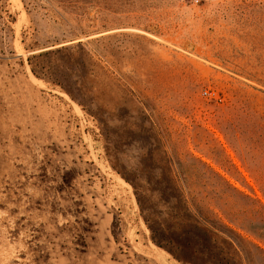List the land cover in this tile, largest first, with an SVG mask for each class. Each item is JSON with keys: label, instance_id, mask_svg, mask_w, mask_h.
Listing matches in <instances>:
<instances>
[{"label": "rangeland", "instance_id": "rangeland-1", "mask_svg": "<svg viewBox=\"0 0 264 264\" xmlns=\"http://www.w3.org/2000/svg\"><path fill=\"white\" fill-rule=\"evenodd\" d=\"M0 264H264V0H0Z\"/></svg>", "mask_w": 264, "mask_h": 264}, {"label": "built area", "instance_id": "built-area-1", "mask_svg": "<svg viewBox=\"0 0 264 264\" xmlns=\"http://www.w3.org/2000/svg\"><path fill=\"white\" fill-rule=\"evenodd\" d=\"M203 95H204V96H207V95H208V92H207V91H204V92H203Z\"/></svg>", "mask_w": 264, "mask_h": 264}]
</instances>
